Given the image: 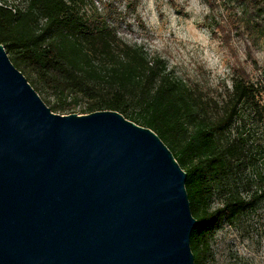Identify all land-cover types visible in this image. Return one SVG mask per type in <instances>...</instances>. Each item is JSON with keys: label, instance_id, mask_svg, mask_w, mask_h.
Instances as JSON below:
<instances>
[{"label": "water", "instance_id": "obj_1", "mask_svg": "<svg viewBox=\"0 0 264 264\" xmlns=\"http://www.w3.org/2000/svg\"><path fill=\"white\" fill-rule=\"evenodd\" d=\"M185 182L118 112L54 114L0 45V264H194Z\"/></svg>", "mask_w": 264, "mask_h": 264}, {"label": "trees", "instance_id": "obj_2", "mask_svg": "<svg viewBox=\"0 0 264 264\" xmlns=\"http://www.w3.org/2000/svg\"><path fill=\"white\" fill-rule=\"evenodd\" d=\"M24 1L26 7L19 9L0 0V45L12 54L13 66L32 71L59 101L73 94L68 107L76 106L79 96L89 102L85 114L116 111L153 131L175 153L197 221L190 235L194 264H203L219 226L264 201L261 181L255 191L251 182L238 188V175L254 162L244 139L229 137L242 107L252 104L255 120L264 119V108L254 103L257 89L245 76L236 77L223 101L208 102L194 87L173 78L163 61L140 46L122 43L98 16H79L75 0ZM248 1L259 16L264 12V0ZM63 102L50 110L62 109ZM215 183L221 207L211 211Z\"/></svg>", "mask_w": 264, "mask_h": 264}, {"label": "rangeland", "instance_id": "obj_3", "mask_svg": "<svg viewBox=\"0 0 264 264\" xmlns=\"http://www.w3.org/2000/svg\"><path fill=\"white\" fill-rule=\"evenodd\" d=\"M79 16H98L122 43L136 45L166 64L172 77L201 92L211 103L224 100L236 77L245 76L257 89L254 103L264 108V12L248 0H75ZM7 5L24 9V0ZM5 50V49H4ZM8 58L12 54L6 51ZM48 108L61 105L54 114L87 115L88 100L73 94L53 97L32 71H20ZM66 103V104H65ZM252 104L240 109L230 139L240 136L253 164L237 177V186L251 182L255 191L264 187V119L256 121ZM130 121V120H129ZM175 155L174 152H172ZM231 181V180H230ZM217 184L209 209L221 207ZM203 264H264V201L232 223H222L209 239Z\"/></svg>", "mask_w": 264, "mask_h": 264}]
</instances>
